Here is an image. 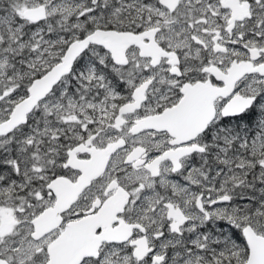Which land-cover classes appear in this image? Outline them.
Masks as SVG:
<instances>
[{"label": "snow or ice", "instance_id": "6c2138e0", "mask_svg": "<svg viewBox=\"0 0 264 264\" xmlns=\"http://www.w3.org/2000/svg\"><path fill=\"white\" fill-rule=\"evenodd\" d=\"M0 264H264V0H0Z\"/></svg>", "mask_w": 264, "mask_h": 264}]
</instances>
